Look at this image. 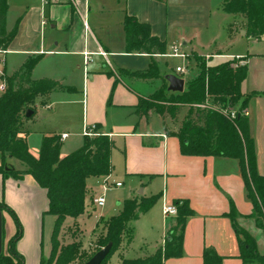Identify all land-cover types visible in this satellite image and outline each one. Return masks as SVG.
Masks as SVG:
<instances>
[{
	"label": "crops",
	"instance_id": "1",
	"mask_svg": "<svg viewBox=\"0 0 264 264\" xmlns=\"http://www.w3.org/2000/svg\"><path fill=\"white\" fill-rule=\"evenodd\" d=\"M6 2L8 13L12 2ZM117 5L122 15L118 20V29L107 35L97 32V15L102 10L99 0H74V4L53 5H44L40 0H16L14 7L20 11V16L10 26L6 13L7 30L18 23L9 46L5 51H0V76L3 73L11 75L28 59L37 58L31 78L52 79L64 88L37 96L35 107L30 109L31 116L25 117L20 136L25 139L30 154L35 158L39 156L44 136L60 137L66 133L67 137L61 141V146L77 136L71 132V125L76 105H80L83 111L81 130L85 125L94 124L97 131L107 135L113 143L110 176L115 168L114 152L118 150L122 155V169L130 182L123 201L158 195L155 204L132 222L131 241L123 240L105 264H121L122 259L146 258L162 248L176 220V215L164 216L163 209L167 204L175 205V201L183 200L188 202L192 214L185 220L181 254L164 259L162 264H203L202 255L206 248H212L222 257L221 264H243L239 258L234 227L227 216L231 206L237 213L239 226L254 237L258 252L264 255V230L250 217L253 205L247 196L238 161L222 156L183 155L179 139L169 134L177 131L182 119L172 129L168 123L169 117L163 119L155 112H149L146 116L135 114L140 98L150 96L165 81L167 88L169 86L166 79L168 75L161 74L158 68L159 58H175L166 55L171 46L176 44L175 40H171L168 52V38L176 22L170 20L166 0H118ZM126 15L148 24L151 34L165 42V53L150 56L143 52H127L123 27ZM175 33V37L182 40L181 45L188 44L182 33ZM244 34H247L246 31ZM234 42L231 40L226 49H217L208 54L211 58H225L218 63L238 57L247 66V75L240 84V90L243 94L255 93L249 100L247 117L255 147L257 172L264 175V46L245 45L234 49L233 53L231 49L235 47ZM189 45L188 49L193 50L191 42ZM84 52H88L91 57L92 61L88 64L84 63ZM152 61L157 67L158 76L145 78L139 75L148 70ZM172 74L184 80L175 69ZM66 77H82V90L77 91L74 86L67 84L69 82L65 83ZM44 113L49 114V123L42 130H31L35 118L47 117ZM181 113L171 120L176 122ZM32 136L37 140L34 149L29 146ZM82 142L83 136L78 148ZM73 151L60 153V156ZM14 159L7 158V164L14 169L24 170L25 166H13L16 164ZM88 179L87 189L91 188ZM0 201L18 214L19 209L28 212L36 229L39 227L40 235L38 240H34L35 251L32 256L33 264H40L41 258L46 257L42 249L45 216L51 217L50 225L53 227V217L46 212V191L29 174H24L20 179L11 176L5 178L0 174ZM123 201L117 202L120 207L118 213ZM83 215L66 217L63 225L80 223ZM99 215L111 217L103 213ZM9 233L4 236L2 230V250L6 248ZM138 234L141 240L135 244ZM260 242L263 244L262 249ZM131 253L133 256H129Z\"/></svg>",
	"mask_w": 264,
	"mask_h": 264
},
{
	"label": "trees",
	"instance_id": "2",
	"mask_svg": "<svg viewBox=\"0 0 264 264\" xmlns=\"http://www.w3.org/2000/svg\"><path fill=\"white\" fill-rule=\"evenodd\" d=\"M164 1V0H158ZM221 10L227 14H241L246 18V33L258 35L264 28V0H223ZM7 2L0 0V51H5L14 38L17 23L6 29ZM127 52L164 54L165 42L151 34L148 24L138 22L126 15L123 22ZM37 58L28 59L9 76H0L7 87L0 93V174L3 177L21 178L24 174L33 177L39 187L46 191L47 214L53 217L48 255L40 264H83L79 258V244H61L59 233L66 217L76 218L84 213L87 198L86 179L110 175L113 143L107 135L83 137L82 145L63 157L60 156L61 142L57 135L44 136L39 156L30 154L27 143L20 136L25 112L31 109L35 98L64 89L52 79L31 78ZM198 72L186 81L183 91L172 92L167 84L147 98H140L135 114L146 116L155 112L163 119L176 118L187 108L175 132L180 142V151L190 156H222L236 159L239 163L247 196L253 205L250 217L264 230V175L257 172L256 153L249 131L247 107L255 93L243 94L241 82L246 78L247 66L234 67L231 60L210 65L196 58ZM22 70L23 73H20ZM145 78H156L157 67L151 62L148 70L138 73ZM233 112V116L230 113ZM7 158H15L24 164V170L8 167ZM158 195L148 198L127 199L122 210L108 218L106 232L98 240L99 247L111 243V251L101 264L118 250L124 237L130 242L133 226L140 214L149 210ZM177 213L175 225L169 229L165 243L153 255L146 258L122 259L121 264H162L163 260L181 254L183 228L192 210L186 200L174 202ZM0 210L12 215L16 232L6 244V252L0 254V264H24V258L16 250V242L22 231L14 211L3 201ZM227 216L232 221L237 238L239 258L243 264H264V255L257 250L254 237L236 222L237 213L233 206ZM203 264H221L222 257L212 248L203 251Z\"/></svg>",
	"mask_w": 264,
	"mask_h": 264
},
{
	"label": "rangeland",
	"instance_id": "3",
	"mask_svg": "<svg viewBox=\"0 0 264 264\" xmlns=\"http://www.w3.org/2000/svg\"><path fill=\"white\" fill-rule=\"evenodd\" d=\"M9 1L12 2L10 7L8 8L7 13V21L10 26L11 24L13 25L14 21L19 18L20 11H18L16 7H14V3H16V0ZM102 1L103 2L99 0V4L101 5V7L99 8H101L102 10L97 15V32L99 33V35H107L109 33L112 34L118 29V20L122 16L121 10L117 5L118 0ZM166 2L170 20L172 23L176 22L175 27H172V34L168 38V52L169 46L172 42L171 40H175L176 44H182V40H179V38L175 37L177 36L175 31H179V33H182L188 44L185 46L182 45V50L187 53L186 60H182L180 58H159L158 68L163 75H173L172 73H174V69L178 64V66H182L184 69V72L180 73V75L184 78L186 83L187 80L195 76L198 72L196 58L205 61L210 65L225 60V58L223 57L211 58L208 53L214 52L217 49H226L227 44L231 42V40L235 41V47L231 49V52L233 53L235 52L234 49H238V47L241 48L245 45L264 46V28L262 34H244L247 29L246 25L244 24L246 23V18L241 14L224 13L221 10L223 0H166ZM256 38L258 39V41H255ZM189 42H191V46L194 48L193 50L188 49L190 47ZM223 51L224 50H222L221 52ZM240 59L241 58H233L231 60L232 64L237 63ZM23 71L24 70H22L20 73H23ZM118 74H120L119 76H122L121 73ZM5 76L9 75L6 74ZM66 78V81H64L65 83L69 82L67 84L74 86L77 91L82 90V77ZM1 81H3L5 89L7 87V84L4 80V76ZM70 82L73 83L70 84ZM34 103L35 101L31 105V109L35 107ZM76 107L77 110L74 115V120L72 121L71 132L77 136L72 137L73 139L71 138V141L66 142L60 147L61 154H64L68 150H76L74 148H78L79 141L82 139V127H80V122L83 111L81 110L80 105H76ZM57 109H59V107ZM186 110L187 108H184L182 110L181 116L177 117L176 122L175 120L172 121L171 119H168L170 128L174 129L178 126L180 120L186 113ZM44 114L46 116L49 115L46 113ZM47 117L45 119L35 118L34 124H32L31 126V130H42V128L49 123L50 118ZM34 137L35 136H32L29 145L32 149H34L33 147L37 141ZM113 159V165L115 168L113 174L108 178V185H110V187L105 194V205L103 207H96L92 204V198L95 194L98 193V188L103 183L104 178L89 177L87 183L91 188L87 189V198L85 201L86 212H84L83 219L80 221V223H74L73 225L71 224L69 226L62 225L59 233L58 238L61 244H68L71 242L79 244L78 257L86 259L84 262H86L91 256H93L95 252L102 248L99 247L98 240L100 239V237H103L105 235L106 223L109 217H104L99 214L103 213L106 216L117 215L118 208H120L117 205V202H122L123 199L126 198V192L128 190V187L130 186L129 180L124 175L122 169L123 158L118 150L114 152ZM13 161H16L14 162L16 164H13V166L15 165L17 166V168H19L20 166L24 167V164H22L21 162L15 159ZM5 163H7V160ZM8 167H10V165H8ZM115 182H120L121 186L114 187ZM12 210L19 220L22 231L20 239L16 242V250L20 254H22L25 264H33V256L35 251L34 240L35 238L38 240V237L40 235L39 227H37L36 229L33 219L30 214H28V212L23 211V209H19V215L14 209ZM50 221V216L44 217L42 226L43 256H47L48 249L50 248V235L52 231V224L50 225ZM131 225L132 223L129 224V226ZM8 232H10L9 234L11 237L16 232V225L12 215L8 212H4V236L7 235ZM139 237L140 235L138 234L135 240V244L140 242L141 239ZM123 240H126V238L124 237ZM262 246L263 244L262 242H260V249H262ZM2 252L5 253L6 248L2 250ZM129 256H133L132 253L129 254ZM72 264H78V262L75 261Z\"/></svg>",
	"mask_w": 264,
	"mask_h": 264
},
{
	"label": "built area",
	"instance_id": "4",
	"mask_svg": "<svg viewBox=\"0 0 264 264\" xmlns=\"http://www.w3.org/2000/svg\"><path fill=\"white\" fill-rule=\"evenodd\" d=\"M42 4L44 5H53V4H60V3H67V4H74V0H40ZM101 54L105 55L104 52H102ZM170 57H175V58H180L182 60H186L187 59V53H185L182 50V45L181 44H173L171 46V50L169 52V54H166ZM238 58V57H236ZM91 57L89 55L88 52H84V63L88 64L89 62H91ZM244 61L243 60H238L237 63L233 64L234 67L236 66H241L244 65ZM175 71L177 73H183L184 69L182 66H176L175 67ZM0 90L3 91L4 90V83L3 81L0 82ZM233 112L230 113V116H233ZM101 133H99L96 129V126L93 125H85L82 129V136L83 137H95L100 135ZM67 137L66 133H63L60 135L59 140L60 142L62 140H64ZM110 175H106L103 176L104 181L103 183L99 186L98 188V193L95 194L92 198V204L96 207H103L106 203V199H105V194L106 191L108 190V188L110 187V185H108V178ZM121 183L120 182H115L114 183V187H120ZM177 213V209L176 206L173 204H167L165 205L164 209H163V214L164 216H173L176 215Z\"/></svg>",
	"mask_w": 264,
	"mask_h": 264
},
{
	"label": "water",
	"instance_id": "5",
	"mask_svg": "<svg viewBox=\"0 0 264 264\" xmlns=\"http://www.w3.org/2000/svg\"><path fill=\"white\" fill-rule=\"evenodd\" d=\"M169 86L168 90L172 92H181L184 89V80L182 78L177 77L176 75H169L166 77ZM32 111L27 109L25 112V117L31 116ZM141 193V191H140ZM2 230H3V215L0 210V254L2 253L3 239H2ZM111 243H107L100 250L95 252L93 256H91L86 262L83 264H101L104 259L108 256L111 251Z\"/></svg>",
	"mask_w": 264,
	"mask_h": 264
}]
</instances>
